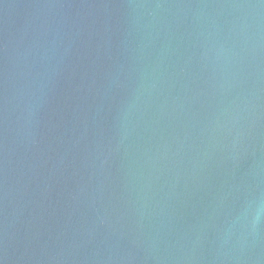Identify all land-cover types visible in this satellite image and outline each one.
<instances>
[{"label": "water", "instance_id": "water-1", "mask_svg": "<svg viewBox=\"0 0 264 264\" xmlns=\"http://www.w3.org/2000/svg\"><path fill=\"white\" fill-rule=\"evenodd\" d=\"M0 264H264V0H0Z\"/></svg>", "mask_w": 264, "mask_h": 264}]
</instances>
